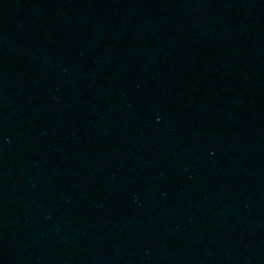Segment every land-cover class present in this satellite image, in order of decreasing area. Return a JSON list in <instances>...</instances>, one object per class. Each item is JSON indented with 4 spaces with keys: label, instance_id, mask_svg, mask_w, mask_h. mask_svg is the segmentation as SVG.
<instances>
[{
    "label": "water",
    "instance_id": "95a60500",
    "mask_svg": "<svg viewBox=\"0 0 264 264\" xmlns=\"http://www.w3.org/2000/svg\"><path fill=\"white\" fill-rule=\"evenodd\" d=\"M0 264H264V0H0Z\"/></svg>",
    "mask_w": 264,
    "mask_h": 264
}]
</instances>
